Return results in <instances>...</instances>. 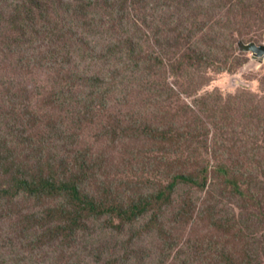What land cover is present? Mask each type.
Here are the masks:
<instances>
[{"label":"trees","instance_id":"trees-1","mask_svg":"<svg viewBox=\"0 0 264 264\" xmlns=\"http://www.w3.org/2000/svg\"><path fill=\"white\" fill-rule=\"evenodd\" d=\"M228 2L234 5L231 10L225 8ZM190 3L191 0H0V100L6 102L5 106H0V138L5 143L7 137L2 135L1 120L6 116L16 115L19 120L17 127L25 135L26 127L30 125L26 109L29 102L32 103L31 94L42 96L48 92V100L40 106V111L52 115L53 108L61 109L53 114L52 123L46 119L43 122L50 134L61 133L66 143L71 145V150L66 151L63 157L51 156L49 161L54 164L49 169L43 165L33 172L29 168L24 171L20 166L17 172L9 171L10 162L5 165L0 152V166L5 167L2 175L8 178L0 185V199L13 198L21 192L29 196L51 195L53 193L45 192L54 189L55 193L70 191L73 202L78 200L82 208L89 204L94 206L86 188L91 180L97 178L99 171L106 169L100 163L91 162L102 160L95 156L98 153L94 151L95 143L103 138L101 135L114 133L118 136L117 130L129 128V133L125 135L127 138L131 137V130L136 131L137 138L140 134L146 138L157 135L160 141H171L176 150L181 149L183 153L186 149L191 151L190 156L179 161L189 167L192 165V168L190 174L188 171L178 173L166 185L159 184L153 194L145 197L144 206L138 202L121 211L119 215L125 220L145 217L147 206L153 203L155 211L148 223L162 226L163 222L158 218L162 214L160 206L172 198L175 187L185 183L195 186L194 190L197 186L204 188L212 175L221 177L225 185L239 195L227 199L230 207L224 224L237 223L234 207L247 208L249 202L255 199V191L241 189V182L248 179L249 184L258 186L257 192L261 195L259 205L264 216V94L239 90L226 96L220 91L198 96L188 90L190 82L186 80L197 77L202 66L229 72L244 65L242 60H237L230 69L225 66V38L227 34L232 35L230 50L239 55L237 38H251L243 31L247 28L242 29L241 22H237L235 13L245 18L258 10L253 25L261 27L264 24V1L192 0ZM174 6V19L162 25L163 18ZM215 60H219V65H213ZM136 73L143 75L142 82L147 85L145 91L155 93L154 98L159 99L163 95L168 102L175 92L171 83L168 90L165 86H155L158 80L180 83L183 94L176 103H164L160 119L153 124L147 123L140 116L142 113L130 112V120L134 123L131 129L129 124L121 125L126 120L117 113L106 111V105L110 101L108 96L126 93L129 85L133 90L137 84ZM44 75L49 85L45 86L40 81L39 78ZM28 82L35 84L36 88L29 87ZM50 83L55 91L50 89ZM195 84L201 86L203 82L197 79ZM193 95L197 97L189 100ZM53 102L61 104L54 106ZM7 109L9 112L6 115ZM100 110L104 112L100 114ZM60 112L59 117L57 114ZM103 116L109 118L106 123L101 122ZM208 124L215 130H219L221 124L224 127L234 126V132H239V137L230 132L221 140L213 137L218 142V148L212 152L208 144L193 149L188 139L193 140L201 133L205 138L197 140V143H207ZM88 128H91V139V132H95L94 142H87L84 138ZM98 129L102 130L100 135ZM184 141L188 146L184 147ZM72 145L77 148L76 152L72 150ZM201 149L206 156L200 157ZM171 151L174 155L178 153ZM159 173L167 175L168 171L160 170ZM234 200L244 203L236 205ZM220 203L217 201L211 210H216ZM220 212L221 208L217 213L212 211L208 217L214 220ZM13 214L11 211L7 215ZM54 215L53 211H49L38 223L52 230L53 235L62 229ZM190 215L191 224L196 222L195 229L191 231L194 234L191 246L181 247L173 253L176 239L163 244L167 254L177 257V261L188 263L189 260L200 259L202 264H211L214 255L215 260H222L223 264L262 263L254 255L250 258L248 253L244 255V262L235 263L233 257L219 255L216 248L211 252V245L218 241L214 239L211 242L209 231L202 232L206 228L202 220L204 216ZM247 218L251 216L247 215ZM261 223L264 230V220ZM70 229H62L70 233L68 245L73 236L71 232L77 230L73 224ZM173 232L169 229L162 231L161 235L172 238ZM248 237L253 240L254 233ZM41 238L44 237L38 240Z\"/></svg>","mask_w":264,"mask_h":264},{"label":"rangeland","instance_id":"rangeland-1","mask_svg":"<svg viewBox=\"0 0 264 264\" xmlns=\"http://www.w3.org/2000/svg\"><path fill=\"white\" fill-rule=\"evenodd\" d=\"M250 1L256 3L264 0ZM230 3L225 5L226 9L234 7ZM257 12L258 10L255 9L245 18H240L238 13H235L237 22L239 20L242 24V29L247 28L244 31L253 38L259 35V31L264 32V24L261 27L253 25ZM225 40L227 42V48L224 51L225 66L230 69V66L237 63V60H242V64L245 65L232 69L230 72L234 74L216 73L213 74V77L206 76V86L201 94L204 95L207 92L217 94L218 90L225 94H236L242 89L263 93L264 65L261 66L258 61H254L250 53L241 54L239 50V55H236V52H232L229 47L232 42L231 34H227ZM263 41L264 35L256 40L259 44ZM235 56H238L239 59H236ZM213 65H219V60H215ZM201 68L207 67L202 66ZM136 74L135 91L108 96L110 101L106 105L108 112L113 111L118 114L121 110L123 114L127 115L126 122H121V125L129 124L131 129L134 128V123L130 120V112L142 113L140 116L147 123L153 124L160 119L161 107L165 102V96L160 95L158 99L154 98L155 93L145 91L147 85L142 82L143 75ZM197 78L198 76L191 79L186 78L190 82L193 94H195L194 84ZM39 79L45 86L49 85L45 75ZM141 84L143 85L141 86ZM169 84L175 91L170 99L176 103L174 99L179 100L183 94L179 87L180 83H176L174 80L171 82L158 80L155 86H165L168 90ZM28 86L36 88L32 82H28ZM50 89L55 91L51 83ZM32 94V103L29 102L26 109V119L30 125L26 127L25 135L17 127L19 120L16 115L10 118L6 116L1 120L2 135L7 137L5 143L0 138V152L4 157L1 160L5 165L10 162L9 171L17 172L19 166L24 171L29 168L32 172L35 169H40L43 165L49 169L50 165L54 164L53 161H49L51 156L63 157L66 151L71 150V145L64 140L65 136L61 133L50 134L46 128L47 125L43 122L46 119L47 122L52 123L54 121L53 114L61 108H53L52 115L43 113L40 111V106L48 100L49 93L45 92L42 96ZM195 97L197 96L193 95L188 99L191 100ZM1 105L5 106L6 102L0 100ZM52 105L59 106L57 102H53ZM8 112L7 109L6 115ZM103 112L104 110H100V114ZM57 115L60 117L61 112ZM108 120L109 118L103 116L101 122L106 123ZM10 126H12L11 130ZM220 127L222 130L221 128L215 130L211 124L207 125V131L210 130L208 134L210 152L218 148V142L211 140L213 137L221 140V137L228 132L239 137V132H234V126L224 127L221 124ZM91 128L86 129L84 133L87 142H94L89 137ZM130 134L131 137L127 138L125 135L115 137L113 133L115 140L95 143L94 151L98 152L95 153V156L102 160L91 162L100 163L106 169L99 171L96 175L97 178L91 180L86 188L94 206L89 204L82 208L78 200L73 202L70 191L55 193L54 189L45 192V194L53 193L51 195L29 196L26 192H21L16 197L0 199V264H202L200 259L180 263L177 261V257L167 254V250L163 248V244L167 240L170 243V239L172 242L173 239H176L173 253H177V249L181 247L185 249L191 246V239L194 235L191 231L195 229L196 222L191 224L192 216L190 214H202L204 216L202 220L206 224V228L202 232L209 231L211 242L214 239L218 241L211 245V252L216 248L219 255L228 256V258L231 256L235 263L244 262V255L248 253L250 258L254 255L262 262L257 264H264V230L262 229L263 223H261L264 216L261 214L263 209L259 205L261 195L260 192H257L258 186L249 184V179L241 182V189L245 192L247 190L255 191V199L249 202L247 208L234 207L236 220H238L237 223L234 221V224H224L223 222L228 216L230 207L227 199L229 197L236 198L239 195L234 194L235 191H232V187L226 186L224 180L218 175L210 176L207 186L204 188L197 186V190H194L195 186L189 184L178 185L172 198L161 204L162 214L158 218L161 223L163 222V231L169 229L174 231L172 238L170 236L163 237L159 227L148 223L155 211L153 203L147 206L145 217L137 216L131 220H125L122 215H119L121 211L134 203L142 202V206H144L146 196L153 194L159 184L166 185L171 180L160 174V170L168 168V171L176 173L187 168L190 174L192 168V165L189 167L179 161V159L185 160L190 156L191 151H185L183 154L178 152L174 155L171 148L167 147V143L155 140L157 135H152L150 139H147L143 134L137 138L136 131L131 130ZM204 138L201 133H198L192 148L198 146L197 140ZM72 147V150L76 152L77 148L74 145ZM119 150L123 152L121 157L117 154ZM201 152L200 157L207 155L202 149ZM216 152L220 153L219 150ZM3 171H5L4 165L0 166V185H3L8 179L2 175ZM216 195L219 197L217 200L215 199ZM217 201L221 203L217 205L216 210H211ZM234 201L236 205L244 203L238 200ZM220 208L221 212L216 215V219L208 217L212 211L217 213ZM70 209H72L71 213ZM11 211L14 212L13 216L7 215ZM49 211L54 212L55 220L62 229L70 231L71 224L76 227L77 230L71 232L73 236L71 235L69 245L67 244L70 235L67 233L68 231L60 229L53 235L51 234L52 230L38 224ZM247 215H250L251 218H247ZM81 222L82 227L80 226ZM64 224L68 229L64 228ZM197 232L199 234L198 230ZM253 233L254 239L252 240L248 236ZM39 237L44 238L39 241ZM86 241L89 243H85ZM211 264H223V262L215 260L213 255Z\"/></svg>","mask_w":264,"mask_h":264},{"label":"clouds","instance_id":"clouds-1","mask_svg":"<svg viewBox=\"0 0 264 264\" xmlns=\"http://www.w3.org/2000/svg\"><path fill=\"white\" fill-rule=\"evenodd\" d=\"M191 3H192V0H191ZM190 3V4H191ZM182 5H184V3L182 4ZM176 13V11H175V6L174 7H172L171 8V10L169 11V14L166 16V17H164L163 18V20H162V22H161V24L162 25H166L167 23H169L171 20H173L174 19V17H175V14ZM244 31V30H243ZM262 35H264V32L262 33L261 31H259V35L257 36V37H255V38H253V37H249V38H251L250 40H245V36L244 37H238L237 38V40H236V47L238 48V51L240 50L241 51V54L242 53H250L251 54V57H252V59L254 60V61H258L259 62V64L262 66V65H264V55L263 56H261V57H257V53H254V52H252L251 50H246V47L247 46H249L250 44H255L256 46H258V47H260V46H264V41L262 42V43H257L256 42V40L260 37V36H262ZM245 65V64H244ZM243 65V66H244ZM242 67V66H241ZM216 73H219V74H223V73H230V74H234V73H232V72H225V71H219V70H217L216 68H212V67H208L207 69L206 68H203L200 72H199V75H198V78L197 79H199V80H201L202 82H203V84L201 85V86H198V85H196V84H194V92H195V94L196 95H198V96H203V94H201V92L204 90V86H206V76H211V77H213V74H216ZM131 86L129 85V91H131ZM181 90V89H180ZM188 90H190L191 91V89H190V86H188ZM242 90H244V89H242ZM129 91H127V92H129ZM135 91V89L133 88V90L131 91V92H134ZM182 91V93H183V90H181ZM218 91H220L224 96H226V95H228V94H225V93H223V91H221V90H218ZM248 91V90H247ZM252 92V91H251ZM254 93H256V92H254ZM122 94V93H121ZM258 94H260V93H258ZM264 94V92L263 93H261L260 95H263ZM185 96V95H184ZM174 101L175 102H178L179 100L178 99H174ZM164 103H169V104H171L172 103V101L171 100H169L168 102H164ZM124 105V104H123ZM118 115L119 116H121L123 119H125L126 120V117H127V115H125V114H123L122 113V111L120 110L119 111V113H118ZM195 126L197 127V125H196V123H195ZM117 132V135L118 136H115V137H119V136H121V135H126L127 133H129V128L128 129H124V130H117L116 131ZM92 133V136H93V138H96V135H95V132L93 131V132H91ZM102 133V130H99L98 129V135H100ZM101 136H103V138H99V141L98 142H102V141H104V140H107V139H110V140H115L116 138L113 136V133H111V134H105V135H101ZM92 138V139H93ZM105 138H107V139H105ZM147 139H150V138H147ZM187 139H188V137H187ZM155 140H158L157 138L155 139ZM189 140V144L193 147V145H194V139L193 140H190V139H188ZM211 140H213V139H211ZM107 141H109V140H107ZM160 141V140H159ZM160 142H162V143H167L168 144V148H171V150H175V151H178V152H180L181 154H183V151L181 150V149H179V150H176V146L174 147V146H171L173 143L171 142V141H160ZM183 144H184V147L185 146H188V144H187V141H184L183 142ZM206 144H208L209 145V139H208V141H207V143H200V144H198V146H195L194 148L195 149H198L201 145H203V146H205L206 147ZM121 150H122V148H121ZM121 150H119V151H117V154L119 155V157H121V155H122V151ZM185 151H187V149L185 150ZM185 151H184V153H185ZM208 151V150H207ZM173 152V151H172ZM163 170H167L168 171V168H166V169H163ZM186 171H188V169L187 168H185V169H182V170H180V172H176V173H173L172 171H168V173H167V175H165L167 178H170L171 180H170V182L173 180V178H174V176L176 175V174H178V173H185ZM161 174V173H160ZM180 184H183V183H179L178 185H180ZM177 185V186H178ZM177 186L175 187V190H176V188H177ZM174 190V191H175ZM173 194H174V192H173ZM164 230V227H163V225L162 226H160L159 227V231H160V233H162V231ZM163 234V233H162Z\"/></svg>","mask_w":264,"mask_h":264},{"label":"water","instance_id":"water-1","mask_svg":"<svg viewBox=\"0 0 264 264\" xmlns=\"http://www.w3.org/2000/svg\"><path fill=\"white\" fill-rule=\"evenodd\" d=\"M246 50H251L254 53H257V57H261L264 55V46H256L255 44H250L246 47Z\"/></svg>","mask_w":264,"mask_h":264}]
</instances>
